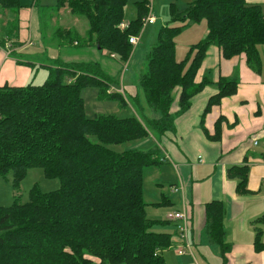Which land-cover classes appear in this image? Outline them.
I'll return each instance as SVG.
<instances>
[{"label":"trees","instance_id":"16d2710c","mask_svg":"<svg viewBox=\"0 0 264 264\" xmlns=\"http://www.w3.org/2000/svg\"><path fill=\"white\" fill-rule=\"evenodd\" d=\"M129 3L58 0L55 11L68 9L88 22L87 47L127 62L134 48L130 38L140 35L150 13L147 2L137 4L138 19L122 29ZM22 7L21 0H0V9L13 15ZM171 13L173 24L182 25L164 27L147 57L139 87L151 112L141 109L142 116L87 117L82 97L86 87L100 88L103 99L127 103L128 90L108 93L111 82L99 63L59 62L47 66L50 79L42 86L0 87V176L13 173L19 189L30 169L41 168L46 177L61 182L56 192L33 190L30 202L16 199L13 206L0 208V264H166L163 252L170 248L171 236L154 231L164 222L149 218L144 194L146 172L163 164L161 152L158 147L116 152L110 146L173 132V106L177 103L178 114L185 113L205 88L217 85L203 123L208 112L234 96L240 85L238 77L197 81L209 49L217 47L225 60L244 55L260 72L259 48L264 46V5L251 0H196L183 10L172 3ZM203 20L208 36L193 47L195 58L187 69L176 59V38L188 24ZM16 29L10 28L12 33ZM75 32L61 29L57 35L80 46L82 38ZM132 98L131 104L139 106V95ZM154 114L158 119H152ZM248 175L247 165L228 171L230 178L239 179L240 193L247 192ZM206 213L210 239L226 254L230 245L225 241L222 202L208 204ZM256 249L264 250V244L256 242Z\"/></svg>","mask_w":264,"mask_h":264},{"label":"crops","instance_id":"0c3cea01","mask_svg":"<svg viewBox=\"0 0 264 264\" xmlns=\"http://www.w3.org/2000/svg\"><path fill=\"white\" fill-rule=\"evenodd\" d=\"M41 1H35L33 6L22 4L17 13L16 32L12 34L10 26L5 33L9 37L0 41V87H24L31 83L37 63L12 57L17 50L24 51L35 39L43 41L42 13L51 27L59 26L66 31L77 28L80 20L72 16L68 9L57 12L56 8L44 7ZM251 3L264 5V0H251ZM5 12L0 9L3 17ZM259 52L262 63L260 72H256L247 64L246 56L225 60L217 47H211L197 81L213 75L214 82L222 77H238L240 85L237 93L214 106L203 123L208 101L217 91L205 88L185 113L178 114L176 103L172 109L174 131L159 137L160 143L156 146L161 152L163 164L151 173L158 178L155 184L158 194L153 195L154 200L146 201L148 216L186 211L190 218V254L193 255L192 249L196 248L203 264H264V250L256 249V242L264 244V221H259L264 217V46L259 48ZM211 53L214 54L211 56ZM210 60V66H206L205 63ZM26 63L32 65L27 66ZM43 66L47 68L48 65ZM129 94L133 97L137 95ZM158 117L154 114L152 119ZM242 165L249 167L246 193L238 192V178L228 176L231 167ZM167 183H170V193L172 187L182 189V192L173 194L176 201L164 191ZM213 201H221L224 206L225 241L230 245L226 254L212 243L208 231L206 207ZM161 202L164 204L157 205ZM149 209L152 211L149 212ZM166 215L162 221L158 219L164 224L155 226L160 229L159 232L171 236V246L163 252L164 257L165 253L180 245L176 224L168 221ZM185 256L174 254L172 264L176 259L179 261L176 264H191Z\"/></svg>","mask_w":264,"mask_h":264},{"label":"rangeland","instance_id":"374dc122","mask_svg":"<svg viewBox=\"0 0 264 264\" xmlns=\"http://www.w3.org/2000/svg\"><path fill=\"white\" fill-rule=\"evenodd\" d=\"M35 1L37 0H21V3L25 6H33ZM194 1L196 0H130L125 13L126 23L134 22L138 19L139 11L137 4L144 2H147L151 7L152 14L156 18V23L154 25L143 27L140 35L137 36L139 37L140 42L137 46H133L134 48L127 62L122 61L118 57L114 58L107 52L99 51L94 47H91L90 49L89 47H87L86 41L84 40L89 28L88 22L86 20L80 18V21L77 24V28H75L74 30V32L76 31L77 33H79L80 37L82 38L81 45L74 46L70 44L69 40L65 37H63V39L57 35V32L61 30L60 27H51L48 19L43 15V13L41 17V30L44 34L43 41L42 39H35L34 42L26 47L24 51L20 52L19 50H17L15 56H13L12 58H22V60L37 63V65L35 66V73L32 77L31 84L38 86L46 84L50 79L49 68H45L43 65L53 66L54 64L59 62H65L69 64H88L90 62L99 63L103 72L107 75L111 82V87L109 88L108 93H120L123 89H125L130 93L132 92V94L139 95L140 102L139 106L131 104L133 96L129 93H125L124 95L127 101L126 104H123V102L119 99H103L100 88L86 87L82 91V97L85 102V111L87 117L89 119H95L100 116L133 118L138 117L137 113L142 116V113H140L142 112L141 109H145L146 111L151 112L149 109V105L146 102L145 95L142 89L139 87V80L142 75L145 74L147 69V57L152 49L158 44L159 32L164 27L182 25L180 23L173 24L171 13L172 3H176L178 8L183 10ZM41 3L44 7H58V0H42ZM0 16V41H2L5 40L6 37H9L5 34L8 28H10V26L11 28L16 27L17 14L10 15L9 13L5 12L4 17L2 14H0ZM187 23L188 22H186L185 25H187ZM207 36L208 25L205 20L196 24H188L187 28L182 31L176 38V59L179 62L185 63V67L189 69L193 64V60L195 58V52H192L193 47L199 44L201 41L205 40ZM212 54L214 53H211V56ZM209 62L212 61L210 60L205 63L206 66H210L211 63ZM204 68L205 67L203 66V69ZM211 78L212 80H214V75L211 76ZM209 87L213 91H218L217 85ZM92 140L94 142H98V139L96 137H92ZM159 143L160 138L158 137V135L152 134L146 138L128 142L123 145L110 147L116 152H124L128 150L149 152L153 151ZM156 169L159 168H152L149 169V171L147 170L146 172L144 181L146 201L154 200L153 195L158 194V189L155 185L158 178L151 175V173H153ZM169 185L170 183L165 184L166 190L164 191L166 193H170ZM60 188V180L56 178L46 177L44 170L41 168L30 169L25 179L21 182L19 189H15L13 173H10L5 178L0 176V208L13 206L16 199L23 204L30 202L31 193L33 190H38L42 193H52L58 191ZM171 193V199L173 201H176L175 195L173 194L177 193ZM151 211L152 209H149V212ZM165 215L166 214L161 216L158 214H150L149 217L154 221H157L158 219H165ZM167 220L173 222L169 219ZM154 231L159 232L160 229L155 227ZM192 250L193 255L187 253L185 259L189 260L191 264H203L204 261L203 258L199 255V251H197L196 248H193ZM174 254L177 255V252L174 248H172L171 251L165 253V258L168 264H172V259H175V257H177H174ZM174 261V264L179 262L177 259Z\"/></svg>","mask_w":264,"mask_h":264},{"label":"built area","instance_id":"2783aa9c","mask_svg":"<svg viewBox=\"0 0 264 264\" xmlns=\"http://www.w3.org/2000/svg\"><path fill=\"white\" fill-rule=\"evenodd\" d=\"M156 23V18L152 14V9L150 7V13L147 18L143 20V26H149L154 25ZM128 23L122 24V29L128 28ZM140 42L139 37L133 36L130 38V43L133 46H137ZM115 58V56H112ZM123 91V90H122ZM171 191L173 193H180L182 192V189L180 187H172ZM167 219L173 221L176 223V230H177V239L180 241V245L177 247H174V249L177 252V255L183 256L187 253H192L191 247L188 243V233L190 231V218L186 211L184 210H178V211H172L167 213Z\"/></svg>","mask_w":264,"mask_h":264}]
</instances>
